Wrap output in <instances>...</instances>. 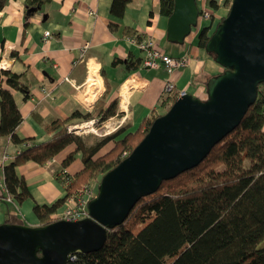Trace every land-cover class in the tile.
<instances>
[{
	"label": "trees",
	"instance_id": "16d2710c",
	"mask_svg": "<svg viewBox=\"0 0 264 264\" xmlns=\"http://www.w3.org/2000/svg\"><path fill=\"white\" fill-rule=\"evenodd\" d=\"M46 1L24 0V16L36 12ZM129 1L111 0L109 12L115 17L122 16ZM206 1L211 9L219 6L217 0ZM230 1L223 0L222 5L228 7ZM3 2L0 0V6ZM172 6L173 0H160L161 15L168 16ZM222 18H217L215 25ZM212 21L197 30L196 45L213 58L204 50L212 33ZM108 25L111 30L118 28L115 21H108ZM131 31L124 28L126 34ZM11 54L14 55L15 51ZM141 60L140 57L116 58L114 63L122 61L126 68L132 69L138 67ZM213 75L205 73L202 82L205 84ZM15 89L24 99L30 94L21 75L3 69L0 78V137L8 136L12 144L18 145L26 143L30 137L24 138L16 133L21 113L12 95ZM257 89L254 102L237 126L221 137L198 164L171 179H163L155 191L140 196L127 216L107 229L102 246L90 252L75 251L67 264H264V81ZM178 95L177 91L169 92L160 99L159 108L152 109L135 128H117L93 143L68 131L66 124L91 117L98 118L99 123L112 115H119L116 97L104 106L98 99L90 110L75 108L63 119L52 118L44 124L49 138L26 144L1 165L6 191L0 197L5 200L9 194L17 203L28 198L31 194L26 180L15 167L30 160L42 165L66 145L75 143V150L65 154L61 168L55 172L64 185L65 195L50 204L33 203L32 206L37 224L56 220L58 216L52 214L65 203L67 195L81 184L92 179L100 180L104 172L124 158V151L128 154L132 150L150 123L166 111ZM109 140L113 141L112 147L98 155L97 151ZM77 151L82 155V167L69 176L64 168ZM3 222L21 224L24 219L9 213Z\"/></svg>",
	"mask_w": 264,
	"mask_h": 264
},
{
	"label": "crops",
	"instance_id": "0c3cea01",
	"mask_svg": "<svg viewBox=\"0 0 264 264\" xmlns=\"http://www.w3.org/2000/svg\"><path fill=\"white\" fill-rule=\"evenodd\" d=\"M23 2L4 0L0 6V60L3 63L0 78L1 71L8 69L21 75L23 83L29 86L27 99L22 98L17 89L12 90V95L21 113L16 133L30 139L14 145L8 136L0 137V196L5 194L1 165L26 144L49 138L44 124L52 118L63 119L75 108L90 110L98 99L104 106L116 97L120 113L114 116L126 115L128 120L121 127L133 129L152 109L159 108L160 99L167 96L162 93L167 80L173 82L172 91L180 93L183 90L204 99L203 75L223 69L196 45L199 27H195L192 37H185L182 43L167 40V16L159 11L160 0H130L120 17L109 12L111 0H47L27 17ZM196 2L197 5H200L198 2L207 3L206 0ZM217 2L221 15L223 0ZM108 21L118 23V28L111 30ZM124 28L131 29V34H126ZM45 30L50 31L46 39L43 38ZM132 35L151 36L162 52L172 56L188 55L190 63L172 73L160 67L150 69L140 64L128 69L122 61L114 63L116 58H141L143 55L129 40ZM85 42L87 46L81 57ZM112 144L113 141H107L97 154L107 151ZM75 148V143L66 145L42 165L33 160L18 164L15 169L23 175L31 195L20 203L0 197V222L12 213L22 217L24 223L37 224L33 203L50 204L65 195L64 185L55 172L61 168L65 154ZM74 155L64 168L69 176L82 167V155L79 151ZM65 207L64 203L52 215L56 216Z\"/></svg>",
	"mask_w": 264,
	"mask_h": 264
},
{
	"label": "water",
	"instance_id": "95a60500",
	"mask_svg": "<svg viewBox=\"0 0 264 264\" xmlns=\"http://www.w3.org/2000/svg\"><path fill=\"white\" fill-rule=\"evenodd\" d=\"M227 8L205 42L204 50L223 67L205 82L206 97L180 91L132 150L101 175L88 216L33 225L0 222V264H67L75 251L98 249L107 229L140 196L194 167L237 126L264 81V0H231ZM171 10L166 38L182 43L198 23L197 2L173 0Z\"/></svg>",
	"mask_w": 264,
	"mask_h": 264
},
{
	"label": "built area",
	"instance_id": "2783aa9c",
	"mask_svg": "<svg viewBox=\"0 0 264 264\" xmlns=\"http://www.w3.org/2000/svg\"><path fill=\"white\" fill-rule=\"evenodd\" d=\"M197 9H199L197 21L200 22L201 19H208L210 20L212 17L217 16L215 10H211L208 8L206 2H200V5H197ZM50 35L49 30H45L43 32V38H47ZM130 41L134 42L136 46L141 50L143 55L141 56V66L156 69L158 67L165 70L166 73H172L179 68H182L190 63V57L188 55H179V56H172L162 52L158 46H156V42L152 39L151 36H137L132 35L129 38ZM87 43L85 42L82 45V53L85 50ZM0 60V65H2ZM67 79V77H65ZM174 88L173 82L167 80L162 88L163 95H168ZM127 119L126 115L122 116H111L106 120H103L98 123V118L91 117L81 123L67 125V130L76 133L74 129L76 127H85L86 130H90L96 132L97 134L102 133L108 134L111 131L116 130L120 127L123 122ZM72 129V130H71ZM127 153L124 151L123 156ZM7 155L3 156L6 159ZM3 189L5 193V185L3 182ZM97 193L96 187L89 183H84L78 187L77 190H74L72 193L68 194L65 199L66 207L62 210L60 215L56 214L58 218L64 219H79L80 217L88 216L87 213V205L91 197L95 196ZM6 200L10 199L9 194H6ZM56 217V216H55ZM73 253L69 255V259L72 257Z\"/></svg>",
	"mask_w": 264,
	"mask_h": 264
},
{
	"label": "rangeland",
	"instance_id": "374dc122",
	"mask_svg": "<svg viewBox=\"0 0 264 264\" xmlns=\"http://www.w3.org/2000/svg\"><path fill=\"white\" fill-rule=\"evenodd\" d=\"M201 1V0H200ZM198 3H200V2H198ZM230 3V2H229ZM208 6V5H207ZM208 8L209 9H211L209 6H208ZM222 14L220 15L219 13H218V10H217V8H212L211 10H215V12H216V15L217 16H214V17H212V19H210V20H208V19H201L200 20V22H198L197 23V25L195 26V27H201L202 25H206V24H208L210 21H212V27H211V29H210V31H212V29H213V27H214V25H215V22L214 21H216V17H218V15H220V16H224V14L227 12V10H228V8H227V4L226 5H222ZM225 8V9H224ZM195 27H192L191 28V30H190V32H189V35H187L186 37H188V38H190V37H192V35H193V30L195 29ZM209 31V32H210ZM124 93V92H123ZM128 119H126L123 123H125L126 121H127ZM82 121H85V120H83V119H80V120H75L74 122H69V123H67L66 124V127H67V125H71V124H76V123H81ZM123 125V124H122ZM121 125V126H122ZM120 126V127H121ZM120 127H118V128H120ZM72 130V129H71ZM75 131H76V133L77 134H79V135H82V136H84V138H85V140H86V142H88V143H93L94 141H96V140H98V139H100V137H102V136H105V135H109V134H111L113 131H111L110 133H108V134H104V135H102V133H100V134H97L96 132H93V131H90V130H86V128L85 127H80V128H78V127H76V129H74ZM117 130V129H116ZM115 131V130H114ZM74 133V132H73ZM76 133H74V134H76ZM98 182H99V180H97V179H92V180H90V183L92 184V185H94V187H96L97 188V185H98ZM82 185V184H81ZM80 187V186H79ZM78 189V188H77ZM77 189H75V190H77ZM60 211H62V210H59L58 211V215H60ZM57 216V215H56Z\"/></svg>",
	"mask_w": 264,
	"mask_h": 264
},
{
	"label": "bare ground",
	"instance_id": "6f19581e",
	"mask_svg": "<svg viewBox=\"0 0 264 264\" xmlns=\"http://www.w3.org/2000/svg\"><path fill=\"white\" fill-rule=\"evenodd\" d=\"M126 83V82H125ZM127 85H128V83H126ZM126 84L123 86V87H125L126 88ZM125 88H124V90H125ZM124 90H122V92H124Z\"/></svg>",
	"mask_w": 264,
	"mask_h": 264
}]
</instances>
